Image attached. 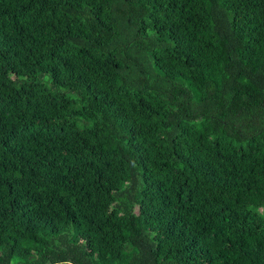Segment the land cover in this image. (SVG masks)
Returning a JSON list of instances; mask_svg holds the SVG:
<instances>
[{"label": "trees", "instance_id": "1", "mask_svg": "<svg viewBox=\"0 0 264 264\" xmlns=\"http://www.w3.org/2000/svg\"><path fill=\"white\" fill-rule=\"evenodd\" d=\"M0 264H264V0H0Z\"/></svg>", "mask_w": 264, "mask_h": 264}]
</instances>
